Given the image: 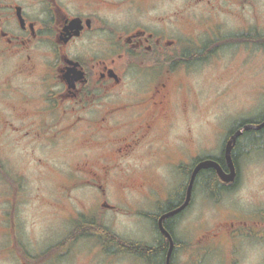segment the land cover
<instances>
[{"label": "flooded vegetation", "instance_id": "af4514ba", "mask_svg": "<svg viewBox=\"0 0 264 264\" xmlns=\"http://www.w3.org/2000/svg\"><path fill=\"white\" fill-rule=\"evenodd\" d=\"M259 38H264V33L259 31L258 0H0V156L8 145H18L24 139L31 143V154L50 144L64 154L60 160L65 163L58 168L42 160L46 170H58L62 176L57 179L61 190L58 197L63 198L67 190L88 175L85 183L96 199L94 207L89 203L92 195L87 200L76 198L71 202V210L70 204L59 205L56 197L54 213L63 232L58 241L40 251L42 260L52 257L53 251L66 255L80 240H91L101 255L131 256L138 264H153L143 252L147 242L121 236L125 241L116 240L119 235L99 218L98 210L121 213L115 202L111 203L120 197L116 195L114 199L111 195L115 188L110 179V172L119 163L107 158L102 162L99 156L95 162H89L80 154L96 149L101 155L102 149L107 153L109 147L119 158L138 147L157 151L162 131L171 125V116L176 112L175 97L183 79L179 72L188 73L192 66L203 64L223 50L235 51L243 45L257 48ZM238 122L225 131L219 154L223 159L219 164L225 172L228 167L224 144L241 127H236ZM188 133L168 152L169 145L165 153L166 156L176 153L179 161L175 160L172 166L164 158L167 166L178 170V175H184L185 179L170 193L162 194L157 201L166 200L157 204L158 211L150 218L152 229L167 242V249L169 242L159 228L158 218L184 202L193 168L199 161L210 158V155L195 156ZM115 135L119 137L114 138ZM184 144L190 153L182 162L178 149ZM234 163L233 182L221 181L213 169L219 188L211 193L196 179L185 208L173 214L176 216L170 225V216L162 220L175 246L169 264H178L176 259L189 246L175 237L174 230L192 205L197 186L209 198L219 201L222 193L237 186L239 165L235 160ZM137 165L140 163L125 164L128 169ZM151 165L155 166L150 161L147 166ZM68 171H73L75 178L66 186L63 183ZM0 176L5 181L0 199L7 194L8 198L2 199L11 202L17 185L1 160ZM130 183L135 189L146 185L145 180ZM181 191V199L173 207L165 208L168 201H177ZM260 215L254 212L250 221L248 235L252 237L264 236V214ZM244 221H230L229 229L209 234L240 237L246 234ZM235 224L240 226L239 231L232 229ZM0 225V251L15 250L17 257L21 255L22 264H33L34 254L18 240L19 224L14 217L5 225L0 219ZM129 244L133 249L125 247ZM199 251L206 256L211 250L201 246ZM71 253L64 258L66 262L75 257H68ZM200 263V258L192 261Z\"/></svg>", "mask_w": 264, "mask_h": 264}, {"label": "rangeland", "instance_id": "374dc122", "mask_svg": "<svg viewBox=\"0 0 264 264\" xmlns=\"http://www.w3.org/2000/svg\"><path fill=\"white\" fill-rule=\"evenodd\" d=\"M258 7L259 31L264 33V0H258ZM259 44L261 45L257 48L243 45L239 50H223L220 55L206 60L203 64L192 66L188 73L179 72L183 79L175 97L176 112L171 116V125L162 131L156 144L157 151H143V147H138L130 155L119 158L109 147L107 153L102 149L101 155L96 149L95 152L80 154L89 162H95L99 156L102 162L107 158L112 163H119L110 172V179L115 188L111 195L114 199L116 195L120 197L111 203L115 202L121 213L97 211L101 213L99 218L103 223L109 225L119 237L149 244L158 237V233L152 229L151 217L147 214H155L159 207L157 204H163L166 200L157 201L162 198V194L170 193L185 179L184 175H178V170L167 166L164 158L174 165L178 157L176 153L172 154L174 157L166 156L165 153L181 143L186 131L194 144L196 157L219 156L226 136L225 131L241 119L256 118L264 112V38H261ZM118 137L119 135H115L114 138ZM30 147V141L24 139L18 145H8L0 156L4 169L17 185L16 195L11 198V202L4 201L8 198L7 194L2 197L4 200L0 199V219L2 225L10 223L13 217L17 221L18 240L34 254L33 264H138L131 256L110 258L97 253L93 246L95 241L93 243L91 240H80L70 249L69 252L72 253L68 257L72 259L75 256L72 260H64L69 252L61 256L56 251L51 252L52 257L50 255L42 260L40 251L58 241L63 232L60 219L54 213L56 205L53 203L58 202L56 197L61 190L58 189L57 179L62 176L58 170H46L42 160L54 168H58L65 161L60 160L64 156L62 150L50 147V144L39 147L34 154L29 153ZM178 153L180 161L183 162V158L190 153L187 144L179 147ZM37 158L41 160L37 162ZM150 161L155 166L148 167ZM126 163L140 165L128 169ZM238 165L237 186L222 193L219 201L217 198H209L197 186L192 205L181 216L174 230L178 240L189 244L181 257L176 259L178 264H192L197 258H200V264H264V261L260 263V260H264V236L248 235L253 213L256 212L259 216L260 213L264 214V148L248 149L246 154L239 156ZM144 166L148 168L144 169ZM89 177H83L76 187L64 193L63 198L58 197L59 205L66 207L70 204L72 210L73 200H83L85 197L87 200L92 195L89 203L96 207V199L85 183V179ZM65 178L66 182L63 184L70 185L75 178L74 172L68 171ZM143 180L146 185L142 188L135 189L130 186V181ZM4 182L0 176V196L4 190ZM126 192L130 195L129 198ZM74 207L77 208L76 205ZM60 213L65 214V211L60 210ZM239 219L246 220V226L238 222L245 227L246 234L230 238L223 233L218 237L209 234L227 230L228 222ZM238 224L232 229L239 231L241 228ZM2 229L4 232L3 227ZM201 246L211 251L202 256L199 254ZM16 253L15 250L9 252L8 248L1 249L0 264H22L21 255L17 257Z\"/></svg>", "mask_w": 264, "mask_h": 264}, {"label": "trees", "instance_id": "16d2710c", "mask_svg": "<svg viewBox=\"0 0 264 264\" xmlns=\"http://www.w3.org/2000/svg\"><path fill=\"white\" fill-rule=\"evenodd\" d=\"M261 38L258 39V42L260 43ZM261 45V44H259ZM264 121V112L259 117L256 118H249V119H241L236 127L242 126L246 123H255L259 124ZM234 127V128H236ZM256 148H264V126L260 129H250L245 132L239 137V139L236 141L234 147L232 148V157L234 158L235 162L238 164V158L240 155H242L243 149L245 150L244 153L246 154L248 152V149L253 150ZM210 158H215L219 163H222L223 159L220 156H209ZM198 175V176H197ZM195 177L194 182H196V179L198 182L200 181L202 184H204V187L207 191H210L213 193V190L219 188V184L217 183V176L212 168L208 169H201L199 174H197ZM194 184V183H193ZM182 191L177 195L178 199L177 201L171 200L168 201L165 208H171L173 207L180 199H181ZM149 217H155V214H147ZM176 216V215H175ZM175 216H170L168 218V225H170V222L175 218ZM155 219V218H154ZM116 240L125 241L121 239L118 236H115ZM130 247L133 249V246L131 244L125 246ZM173 250L171 252L170 258L172 259ZM144 255L146 256L147 260L153 263V264H164L166 252H167V242L163 240V238L160 236L158 237L153 243H146L145 247H143Z\"/></svg>", "mask_w": 264, "mask_h": 264}, {"label": "water", "instance_id": "95a60500", "mask_svg": "<svg viewBox=\"0 0 264 264\" xmlns=\"http://www.w3.org/2000/svg\"><path fill=\"white\" fill-rule=\"evenodd\" d=\"M264 126V121L259 123V124H255V123H246L243 126H241L240 128H238L226 141V143L224 144V149H223V155L225 158V162L226 165L228 167V172H225L222 167L220 166L219 162L213 158H207V159H203L201 161H199L195 167L193 168L188 184H187V190H186V197L184 202L177 208H174L166 213H164L163 215H161L158 218V225L159 228L161 229V232L167 237L168 242H169V246L166 252V256H165V264H169L170 263V256H171V252L173 249V239L171 237V235L163 228L162 226V220L168 216H171L175 213H178L179 211L183 210L185 208V206L188 204L189 200H190V196H191V189H192V185L194 182V179L197 175V173L201 170V169H208V168H212L215 170L218 178L223 181V182H233L235 177H236V168H235V163L232 157V148L236 142V140L241 136V134L247 130L250 129H260L261 127Z\"/></svg>", "mask_w": 264, "mask_h": 264}]
</instances>
